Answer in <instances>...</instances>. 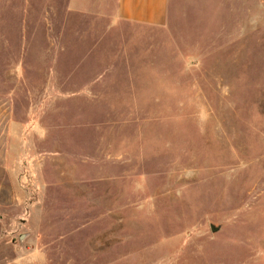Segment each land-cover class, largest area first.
Here are the masks:
<instances>
[{
	"label": "rangeland",
	"instance_id": "rangeland-1",
	"mask_svg": "<svg viewBox=\"0 0 264 264\" xmlns=\"http://www.w3.org/2000/svg\"><path fill=\"white\" fill-rule=\"evenodd\" d=\"M241 1L153 28L0 0V264H264V0Z\"/></svg>",
	"mask_w": 264,
	"mask_h": 264
},
{
	"label": "crops",
	"instance_id": "crops-1",
	"mask_svg": "<svg viewBox=\"0 0 264 264\" xmlns=\"http://www.w3.org/2000/svg\"><path fill=\"white\" fill-rule=\"evenodd\" d=\"M67 8L78 14L91 15L95 19L113 22V5L116 3V17L124 22L162 28L168 20L169 0H67ZM241 4H251L247 0ZM51 11V10H50ZM49 11V13H50ZM52 12V11H51ZM68 12V11H67ZM113 24V23H111Z\"/></svg>",
	"mask_w": 264,
	"mask_h": 264
},
{
	"label": "water",
	"instance_id": "water-1",
	"mask_svg": "<svg viewBox=\"0 0 264 264\" xmlns=\"http://www.w3.org/2000/svg\"><path fill=\"white\" fill-rule=\"evenodd\" d=\"M224 225L223 224H215V223H211L210 224V229L212 233H218L223 229ZM24 238V236H22V239Z\"/></svg>",
	"mask_w": 264,
	"mask_h": 264
}]
</instances>
